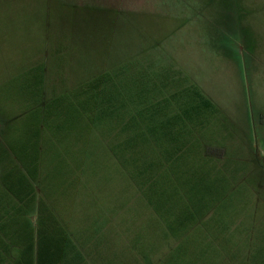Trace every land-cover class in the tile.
Masks as SVG:
<instances>
[{
	"label": "rangeland",
	"instance_id": "374dc122",
	"mask_svg": "<svg viewBox=\"0 0 264 264\" xmlns=\"http://www.w3.org/2000/svg\"><path fill=\"white\" fill-rule=\"evenodd\" d=\"M42 63L46 99L123 67L138 81L137 102L156 72L197 85L219 108L198 132L200 144L239 169L233 194L204 225L183 230L180 250H172L179 238L145 201L143 178L134 183L98 140L91 159L79 154L89 164L74 170L56 210L89 231L104 224L91 246L103 262L172 264L159 262L171 252L185 264H264V0H0L3 144L8 129L23 130L29 71Z\"/></svg>",
	"mask_w": 264,
	"mask_h": 264
},
{
	"label": "trees",
	"instance_id": "16d2710c",
	"mask_svg": "<svg viewBox=\"0 0 264 264\" xmlns=\"http://www.w3.org/2000/svg\"><path fill=\"white\" fill-rule=\"evenodd\" d=\"M29 72L34 80L27 86L30 104L19 115L23 130L18 135L8 129L5 144L0 142V264H107L91 247L104 224L89 231L57 213L59 192L74 170H85L84 156L95 155L98 140L134 183L143 178L137 185L145 201L179 238L172 250H180L183 230L204 225L233 194L229 188L239 181V169L200 144L198 132H206L219 108L197 85L162 80L156 72L137 102L138 81L123 67L46 99V67ZM152 187L158 188L154 194ZM171 215L178 223H171ZM170 253L159 262L185 264L172 261Z\"/></svg>",
	"mask_w": 264,
	"mask_h": 264
}]
</instances>
